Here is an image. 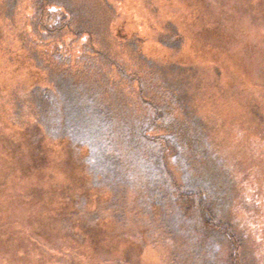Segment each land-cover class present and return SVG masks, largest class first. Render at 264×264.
I'll return each mask as SVG.
<instances>
[{
    "label": "trees",
    "instance_id": "1",
    "mask_svg": "<svg viewBox=\"0 0 264 264\" xmlns=\"http://www.w3.org/2000/svg\"><path fill=\"white\" fill-rule=\"evenodd\" d=\"M18 1L10 0L11 4L8 2L7 8L3 9L0 38L4 43L14 44L18 53L28 59L43 79L31 87L27 95L19 92L12 101L7 98L12 112L9 114V106L3 104L8 109L3 111V119L21 121L23 128L29 119L46 140L61 144L64 158L53 157L50 165L73 170L74 181L82 180L85 196L82 205L75 203L74 194L66 195L71 192L69 187L59 191L60 198L70 199L73 204L70 214L59 219L62 224L56 225L62 233L63 243L48 247L41 244L45 241L43 238L40 240L34 234L35 240H27L28 243L31 240L32 250L38 244L43 255L53 253L55 264H139L138 253H144L143 245L148 246L155 233L165 242L168 236L171 238L179 232L182 237L177 234L174 241L186 250L187 258L182 257L184 261L194 259L200 263L198 260L202 258L200 264H212L209 254L215 248L209 250L198 238L183 235L173 221L176 214L171 220L168 216L176 212V196L188 200L198 195L202 200L221 188L220 196L215 194V201L219 202V197L223 196L221 191H225L229 201L222 206L224 221L219 220L218 216L222 215L214 207L213 213L209 210L210 217L205 213L204 223L200 220L214 232L209 233L212 238L224 237L225 243L229 239L232 241V219L234 228L245 223L249 225L254 220L242 217V211L247 212L244 206H233L234 202L241 203L236 201L243 186L240 175L253 174L257 167L250 158L239 160L234 157L235 151L228 142L230 138L227 140L237 132L238 125L227 121L229 114L223 112L225 108L219 97L225 91L235 89L233 82L226 80L213 87L218 100L201 107L190 98L187 91L190 85L188 87L182 81L187 75L192 84L195 79L192 70L198 67L190 68L184 63L162 64L144 53L137 38L131 42L114 39L111 27L118 16L114 3L112 6L108 0H32L27 13L19 17L22 10L17 9ZM204 1L213 13L214 0L201 2L200 9L205 14ZM193 7L197 8L195 3ZM211 14H205L210 21ZM177 34L178 31L174 40ZM81 39L88 44L79 49L76 47L73 52L70 44ZM178 42L182 43L184 39ZM207 49L219 54H228L229 50L225 46ZM257 50L264 55V46ZM201 62L200 68L206 67L216 73L217 62ZM261 70L264 74V65ZM223 78L225 76L219 70L217 79ZM253 81L249 79L250 83ZM255 85L261 87L259 83ZM254 90L253 87L250 92ZM24 109L28 111L24 112ZM231 128L234 132L229 133ZM203 135L211 140L207 148L205 139L198 141ZM254 137L264 140V131L256 132ZM5 144L4 132L0 131V150L4 151ZM168 153H172L171 159ZM42 157L37 160L44 161ZM172 163L176 168L171 166ZM236 168L242 174H235ZM13 170L24 174L19 167H13ZM42 178L46 180L44 173ZM42 178L37 182L40 183ZM91 185L95 188L88 189ZM232 186L236 187V192L231 191L234 190ZM36 187L40 189L38 184ZM55 189H52L53 193ZM102 198L114 203L107 208L108 220H103V211L98 210ZM93 206H96L94 211ZM258 206H264V198L260 196ZM86 212L90 215L88 221L84 219ZM190 220L184 222L189 235L193 234L194 225L199 227L198 220ZM16 238L19 239L20 234ZM139 238L143 243L138 249ZM175 245L173 249L179 252ZM59 247L62 262L57 255Z\"/></svg>",
    "mask_w": 264,
    "mask_h": 264
},
{
    "label": "rangeland",
    "instance_id": "2",
    "mask_svg": "<svg viewBox=\"0 0 264 264\" xmlns=\"http://www.w3.org/2000/svg\"><path fill=\"white\" fill-rule=\"evenodd\" d=\"M108 1L111 5L114 3L112 6L118 11L117 19L111 27L114 39L131 42L137 38L139 46L144 47V53L162 64L184 63L190 68L198 67L192 70L195 78L192 84L187 75H184L186 79L182 80L188 87L190 85L187 91L190 98L194 99V103L206 107L211 101L216 102L218 99H216L213 87H218L226 80L233 82L235 89L231 92L225 91L223 96L219 97L220 104L225 108L223 112L227 111L229 114L227 121L238 125L237 132L228 136L227 140L230 138L228 142L233 146L234 157L239 160L244 157L250 158L257 166L254 167L253 174L244 175L236 168L235 174H242L240 183L243 186L236 199L241 203L234 202L233 206H244L247 212L241 210L242 217L254 220H251L250 226L245 223L240 228H238L239 225L234 228L232 219L230 221L234 234V237H231L232 241L229 239L225 243L224 237L212 238L213 236L209 233L214 232L202 223H204L203 219L206 214L209 217L212 215V207L218 209V214L222 215L218 218L224 221L225 213L222 206L229 201L225 191H221L223 196L219 197V202L215 201V194L220 196L221 188L218 192L201 198L202 200L198 199V195L188 200L176 196L174 199L176 212L174 214L170 212L171 215L168 218L171 220V217L176 214L173 221L177 224L176 228L179 231L181 229L183 235L198 238L200 244H205L209 250L212 247L215 248L209 254L214 264H226V262L227 264H264V206L257 207L259 196L264 198V140L254 137L256 132L260 134L264 131V74L261 70V65H264V55L259 54L257 50L258 47L264 46V0H214L212 2L213 13L207 1H204L205 14L212 13V21L200 9L203 0ZM8 2L0 0V19ZM31 3L32 0L18 1L17 9L22 10L19 17L27 13ZM194 3L197 8L193 7ZM176 31H178L177 39L174 40L173 36ZM181 39H184V42L179 43ZM73 41L76 40L73 39ZM87 44V41L81 39L73 45L70 44V48L74 52L77 48ZM208 46L213 49L228 47V54H219L218 51L212 49L209 51ZM245 51L247 55H244ZM222 54L224 55L220 56ZM201 60L217 62L216 73L214 70L205 69L206 67L200 68ZM35 69L27 58L18 53L14 44L12 46L8 42L4 43L0 38V131L4 132L7 141L4 151L0 150V264H55L56 261L52 258L53 253L43 255L38 244L33 251L30 246L31 240L29 243L27 240L28 238L34 239L35 234L40 240L43 238L45 241L41 244H47L48 247L63 243L62 233L56 225L62 224L59 219L70 214L73 204L70 199H62L58 196L60 190L69 187L72 193L68 192L66 195L74 194L72 196L75 203L84 205L82 180L74 181V173L71 169H56L50 165L53 157L59 158L65 155L61 144L46 140L41 135L38 126L29 119L24 128L20 127L22 126L21 121L9 122L10 120L3 119V111L6 112L9 109V114L12 112L11 103L7 98L12 101L19 95V89H28L31 85L42 81L43 76ZM219 70L225 76L220 81L217 79ZM246 77L248 80L245 79ZM249 79L254 81L250 83ZM257 83L261 87L256 86ZM180 87L185 86L180 85ZM253 87L255 90L250 92ZM3 104L9 108H4ZM226 105L228 110H226ZM23 111L26 112L28 109ZM229 131V133L234 132V129L231 128ZM198 139V141L205 139L206 148L211 142L204 135L199 136ZM210 139L213 140L212 137ZM49 143H51L50 146H48ZM47 147L50 148L49 151ZM47 152H49L48 156ZM168 154L170 158L172 153ZM36 155L43 156L44 161L41 159L39 162ZM71 155L73 156V153ZM14 163L16 166L13 165ZM169 165L168 163V170L171 171ZM174 165L176 164L172 163L171 166L174 167ZM13 167L23 169L24 174L20 170L14 171ZM43 173L46 180L42 178ZM41 178L40 183L37 182ZM37 184L42 191L36 187ZM57 187L58 189H55ZM92 188L95 187L88 189ZM232 188L234 190L231 191H237L236 187L232 186ZM52 189H55L54 193ZM74 189L77 192H73ZM87 192L90 191L87 190ZM75 196L78 197L75 198ZM117 200L119 201L118 198ZM90 203L95 204L93 201ZM99 205L98 210L103 211L102 219L108 220L109 210L107 208L114 206V203L102 198ZM95 207L93 206L92 211L96 209ZM209 210H212V213ZM209 217L206 216V218ZM84 219L88 221L90 215L87 213ZM188 219L199 221V227L198 225L192 227L195 230L191 235L184 227V222L189 221ZM65 225L69 227V224ZM106 226L109 229V225ZM197 230L198 232H195ZM17 234H20L19 239L16 238ZM177 234L179 232L171 238L168 236L164 242V239L160 241L155 233L154 240L148 241L146 247L143 245L144 253H138V263L200 264L202 258L198 260L200 263L194 259H189L190 262L184 261L182 257H186L187 253L180 246L181 244L175 245L174 238L178 236ZM179 236L182 237L180 234ZM142 243L139 238L138 249L142 248ZM174 245L177 246L176 250L179 249V252L173 249ZM173 252L177 254L174 255ZM57 255H60L62 262L61 247L57 248ZM64 257L67 259L66 254ZM169 258H172V261ZM178 258L181 259L175 262Z\"/></svg>",
    "mask_w": 264,
    "mask_h": 264
},
{
    "label": "bare ground",
    "instance_id": "3",
    "mask_svg": "<svg viewBox=\"0 0 264 264\" xmlns=\"http://www.w3.org/2000/svg\"><path fill=\"white\" fill-rule=\"evenodd\" d=\"M36 84V83H35ZM31 85L28 89H19L20 90V92L25 96V95H27V92H28V90L32 87H35V86H37V85ZM45 86H48V87H52L51 85H48L47 83H45L44 84ZM40 86V85H39ZM45 90V89H44ZM28 95H30V93L28 94ZM9 97V96H8Z\"/></svg>",
    "mask_w": 264,
    "mask_h": 264
}]
</instances>
